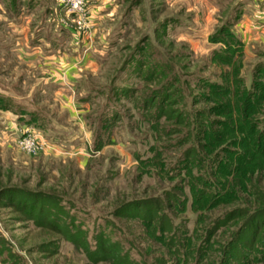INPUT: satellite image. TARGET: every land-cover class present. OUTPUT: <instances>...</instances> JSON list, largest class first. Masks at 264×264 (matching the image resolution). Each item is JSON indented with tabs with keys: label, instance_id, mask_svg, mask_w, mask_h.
I'll return each instance as SVG.
<instances>
[{
	"label": "rangeland",
	"instance_id": "rangeland-1",
	"mask_svg": "<svg viewBox=\"0 0 264 264\" xmlns=\"http://www.w3.org/2000/svg\"><path fill=\"white\" fill-rule=\"evenodd\" d=\"M88 1L89 28L78 36L64 25L70 18L57 0H0V98L9 106L0 109V193L7 192L0 195V264H111L106 251L107 261L87 257L85 239L93 250L101 234L124 250L133 247V259L140 255L145 264H159L163 250L137 220L116 216L118 207L163 199L181 179L161 177L153 162L174 164L185 148L198 144L196 137L184 138L189 131L197 134L195 120L180 124L174 118L181 110L194 114L211 107L205 89L196 90L199 80L220 84L224 78L237 79L241 91L261 81L256 75L264 67V11L254 8L259 0ZM88 5L98 7L94 20ZM250 18L253 30L244 33L240 25ZM227 26L241 45L236 64L217 60L215 53L224 46L211 41ZM57 57L73 64L65 59L59 64ZM86 59L92 60L90 67ZM154 63L164 78L145 83ZM167 64L172 66L168 71L163 68ZM69 75L72 81H63ZM172 77L178 81L172 90L184 91V98L171 97L169 102L180 101L165 105L167 118L160 119L158 130L149 128L136 100ZM30 118L34 122L27 124ZM107 118L111 125L105 130ZM25 128L38 132L46 149H19L16 140ZM98 136L105 144L96 152ZM143 169L151 174L139 176ZM251 184L264 192V172H255ZM185 189L183 211L168 212L191 234L198 214ZM235 195L238 202L205 215L249 206L252 197ZM51 201L66 213L60 222L53 211L57 203ZM71 220L75 227L65 230L63 222ZM240 222L234 220L213 237V250Z\"/></svg>",
	"mask_w": 264,
	"mask_h": 264
},
{
	"label": "trees",
	"instance_id": "trees-1",
	"mask_svg": "<svg viewBox=\"0 0 264 264\" xmlns=\"http://www.w3.org/2000/svg\"><path fill=\"white\" fill-rule=\"evenodd\" d=\"M211 39L212 42L224 46L221 51L215 53L217 60L223 61V64L237 63L241 45L230 33L228 26L218 31ZM171 67L170 64L163 66L165 70ZM261 68L256 75L261 81L254 82L251 90L243 88L241 91L240 81L237 79L224 78L225 80L220 84L199 80L196 90L205 89L211 107L208 110H196L194 114L186 109L181 110L174 118L180 124L185 123L186 120H189L187 123L195 120L192 127L197 134L194 135L193 131H189L184 138L195 140L196 137L195 141H198V144L193 142L189 148H185L180 160L174 164H165L158 159L153 162L158 169L157 174L161 177H168L169 181L181 179L163 199L153 197L134 200L122 203L118 207L116 216L132 217L137 220L144 227L149 239L163 250L157 258L159 264L264 262V192L259 189V185L251 184L255 172L259 175L264 172V110L261 109L264 102V75H262L264 67ZM158 69L157 64H150L145 83H160L165 73L159 72ZM171 83L173 84L170 85ZM177 83L176 78H169L161 84L162 86L158 84L156 87L146 89L136 100L137 108L142 111L143 119L145 118L144 120L149 123V128L158 130L160 119L164 116L167 118L165 105L180 101L173 99L169 102L171 97L179 95L184 98V91H181L182 95H180L176 94L178 91L172 90L173 85ZM234 90H236L235 95L232 94ZM0 109H9L2 98H0ZM109 119L103 122L102 126L105 130L111 125ZM33 122V118H30L27 124ZM101 139L98 136L93 144V151L99 152L104 146L105 143ZM184 142L186 140L178 143ZM146 161H141V164L144 165ZM141 174H151V172L143 169L139 176ZM185 187L191 194V208L198 214L196 226L191 234L183 230L182 226L176 225L168 212V208H174L176 212L183 211L187 202L186 195H183ZM239 192L247 198L252 197L249 199L255 201L247 199L248 207L226 210L216 217L205 215L206 212L219 206L238 202L240 198L235 194ZM5 193L7 192L2 191L0 195ZM36 201L42 202V200ZM56 203L57 210L53 209V211L58 217L56 220L59 219L60 222L66 213L62 206H58V202L51 201L52 205ZM238 219L241 222L237 230L226 242L219 244L213 250V237ZM63 223L64 229L75 227L73 220ZM79 233V230L74 232L75 235ZM74 234L72 235L75 236ZM66 235L68 236L67 233ZM67 239L70 240V237ZM108 241L112 240L103 234L97 236L95 248L91 250L85 239L87 257L91 261H107L110 258H106V253H109L112 257L111 264H145L140 255L139 260L130 256L133 247L124 250L120 243L113 241L108 243Z\"/></svg>",
	"mask_w": 264,
	"mask_h": 264
},
{
	"label": "built area",
	"instance_id": "built-area-1",
	"mask_svg": "<svg viewBox=\"0 0 264 264\" xmlns=\"http://www.w3.org/2000/svg\"><path fill=\"white\" fill-rule=\"evenodd\" d=\"M63 6L70 18L64 25L73 29L78 36L84 34L89 28L88 0H57ZM16 146L29 153H36L46 149V142L41 135L32 128H25L16 140Z\"/></svg>",
	"mask_w": 264,
	"mask_h": 264
},
{
	"label": "crops",
	"instance_id": "crops-1",
	"mask_svg": "<svg viewBox=\"0 0 264 264\" xmlns=\"http://www.w3.org/2000/svg\"><path fill=\"white\" fill-rule=\"evenodd\" d=\"M264 0H259V3H257V1L255 2V6H254V8L256 9V7H260L261 9H263V11H264V3H262ZM87 4H89V1L87 2ZM93 4V3H92ZM94 5V4H93ZM88 9H89V12H90V18L91 19H93L94 20V18H96L98 15H96V14H98V7L97 6H89L88 5ZM263 18H264V14H263ZM251 19V21H246V22H243V24H241L240 26H241V28L242 29H244V33L245 32H247L248 31V28L251 30H253V20H252V18H250ZM255 20H257V22H260L262 19L261 18H256ZM246 36V35H245ZM58 58V60H55V62L56 61H59L58 63L60 64V63H65L64 62V59L66 60V61H68L69 62V64L70 63H72L73 64V60H71V59H67L66 57H57ZM86 60H88V61H85V62H88V63H84V65L85 64H87V66H91V64L93 63L92 62V60H90V59H86ZM84 62V61H83ZM71 67L72 66H69V70L71 69ZM68 70V71H69ZM72 81V78H71V76L69 75L66 79H63V81Z\"/></svg>",
	"mask_w": 264,
	"mask_h": 264
}]
</instances>
